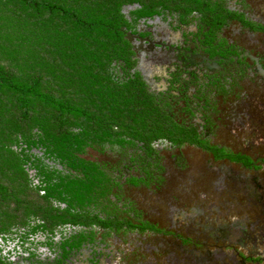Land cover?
I'll use <instances>...</instances> for the list:
<instances>
[{
  "label": "trees",
  "instance_id": "trees-1",
  "mask_svg": "<svg viewBox=\"0 0 264 264\" xmlns=\"http://www.w3.org/2000/svg\"><path fill=\"white\" fill-rule=\"evenodd\" d=\"M189 1L0 0V264L33 257L40 246L67 255L75 224H122V186L111 177L117 164L84 157L88 148L134 153L144 176L129 180L138 184L149 180L152 162L144 158L158 154L155 142L198 140L194 127L165 113L137 73L124 80L112 72L113 61L133 65L123 4L138 3L137 16L160 6L185 14L189 4L207 22L223 21L216 4ZM56 236L62 242L53 244Z\"/></svg>",
  "mask_w": 264,
  "mask_h": 264
},
{
  "label": "flooded vegetation",
  "instance_id": "flooded-vegetation-1",
  "mask_svg": "<svg viewBox=\"0 0 264 264\" xmlns=\"http://www.w3.org/2000/svg\"><path fill=\"white\" fill-rule=\"evenodd\" d=\"M195 1L214 6L216 4L217 9L213 7L214 12L220 14L224 11L223 21L221 23L219 21L207 22L202 12L197 8H192L189 4L185 6L187 10L185 14L160 6L154 13L141 16L133 13V10L139 7L138 3L123 4L121 11L125 15L126 23L121 25V29L124 31L125 39L130 44L133 53L131 55L133 65L126 68V65L121 61H113L114 68L112 72L116 76L124 78V80L131 76L134 77L137 73L148 90L156 95V99L163 106L165 113L175 120L177 110L183 112L185 118L179 121L176 119L175 121L177 123L185 122L186 126L191 125L199 135L197 141L184 143L183 147L194 148L195 151L201 153V156H190L182 150L181 145L171 144L167 140H158L154 143V148L158 151L156 156L148 157L142 148L139 151L143 156H147L144 161L152 162V165L147 166L151 170V173H148L149 183L154 179L155 182L161 183L164 177L160 180L157 175L158 172L162 174L173 168L182 171L183 174L186 172L188 176H191L190 180L188 178L186 180L194 186L193 189L201 187L207 189V186H209L206 199L198 204V207L201 208H199L200 211L192 217L193 220L202 223L204 228H208V232H210L207 236L214 240L213 243L221 249L223 259L213 262L210 258L209 264H264V248L261 247V244L264 243V220L262 222L259 220L261 213L264 214V200L262 195H258L264 189V177L259 174V171L263 169L264 160L260 159L262 161L258 163L254 158H251L253 156H249L245 152L234 151L222 142H215L213 137L216 136V129L208 116L205 115L198 121L190 122V116L192 115L187 109L190 110L192 106L187 95H182L180 92L189 91L190 85L198 81L200 84H198L197 90L194 91L196 93L201 84H204V82H200L204 79L209 82H216L218 89L221 90L220 95L222 97L230 95L234 84L229 82L227 78L220 76L222 67L230 63L241 67L246 64V58L252 59L253 57L238 43L239 36L229 38L226 31L232 27L235 29V33L245 34L249 37V40L255 34L264 37V18L254 15L250 9V2L246 0ZM126 35L133 42L129 41ZM253 64L256 65V71L261 70L257 57L253 59ZM122 66L125 68L123 69ZM215 94L218 93L215 92ZM235 103L237 101H233V105ZM262 125L251 119L238 117L233 121L231 132L240 131L244 126L261 129ZM262 138L264 139L262 136L260 141L263 140ZM139 146H141V143H139ZM165 146L182 152L179 153L180 155L174 153L170 155L169 166L165 165L167 158L162 160L160 155V149ZM214 147L221 149L223 155L217 158ZM227 149L233 153L226 154L228 153L226 152ZM237 154L246 157H243L244 159L232 158ZM133 157H135V154L128 152L124 156L119 155V158L114 161L117 166L112 171L111 177L121 184L120 190H123L124 184L132 186L142 183L148 184L147 181L134 184L129 180L131 176H144L141 161L137 162V159ZM197 158H202L203 163H198ZM219 164L228 165L229 168L224 172V169H222L224 166L218 167ZM135 171H137L136 174ZM242 171L249 173L240 175L238 172ZM34 173L33 171L31 174ZM166 181L164 180V185H166ZM35 182H39V178L35 179ZM187 192H183L184 195ZM113 195L110 194V197L114 198ZM122 197L120 200L123 201L117 202L119 207L118 218L122 220L119 227L102 228L94 226V224L93 227H86L75 224L73 225V249L67 255L63 254V249L56 248V246L49 247L50 249L47 246H40L41 250H38L33 257H29V253L14 257L15 264H105L107 257L111 258L109 264H117L115 263L116 259L118 264H136L130 258L139 248L137 242L146 240V233H163L165 236L173 234L181 239L179 241L180 245L183 246L188 243V237L177 234V230L170 231L168 229V227L171 229L189 228L182 223V217L179 216L185 214L182 205L179 206L175 203L176 206H173L174 210L171 211L173 217L170 224L172 220H176L178 226L172 224V226L168 225L167 229H164L156 223L139 218L136 212L130 208L132 206L131 201L128 198L122 199ZM204 202L207 205H204ZM217 207L219 209L221 207L222 212L215 214L214 211H217L215 209ZM255 210L258 212L254 213ZM239 212H242V214H239ZM132 214L135 217L133 220L130 219ZM252 214L254 215L251 216ZM251 217L254 218L250 220ZM245 221L249 223L250 232L247 233L244 230L240 234L237 226H243ZM144 222H146L147 227H145ZM90 229H92V233L96 234L89 233ZM80 231L86 232L87 235L83 234V237L76 236ZM133 233L138 236V238H135L136 240L131 239L134 238V236H130ZM140 237L141 239H139ZM112 238H114V245L111 241ZM59 239L60 236H56L52 243L62 242ZM199 243H204L203 250L209 249V244H206L205 240L197 242V244ZM177 246L179 247V245ZM196 246H194L196 249L200 248ZM166 247L167 245L163 246L162 244L161 247H155L152 251L157 257L161 253L159 248L164 250ZM84 251H87L86 254H82ZM140 251L143 252V249L141 248ZM24 256L25 258H23ZM192 262L196 263L195 260ZM183 263L185 264L184 261Z\"/></svg>",
  "mask_w": 264,
  "mask_h": 264
},
{
  "label": "rangeland",
  "instance_id": "rangeland-1",
  "mask_svg": "<svg viewBox=\"0 0 264 264\" xmlns=\"http://www.w3.org/2000/svg\"><path fill=\"white\" fill-rule=\"evenodd\" d=\"M246 1L250 2V9L254 15L264 18V0ZM226 35L229 38L239 36L238 43H240V45L253 57L252 59L246 58V64H243L241 67L234 63L222 67L223 69H221L220 76L227 78L229 82L234 84L233 90L230 91V95L228 94L226 97H222L220 95L221 90L220 88L218 89L217 83L209 82L204 79L200 81L204 82V84H201V87L196 93L194 91L195 89L197 90L199 87L198 84H200L198 81L190 85L189 91L186 90L185 92H180L182 95H187L192 106L193 114L190 116V122L198 121L202 116H208L216 129V136L213 137L215 142H222L234 151L245 152L247 155L253 156L251 158H254L256 162L260 163L264 160V139L262 138L263 140L260 141V138L262 136L264 137V37H261L260 34H255L250 37L251 40H253L251 42L247 35H239V33H235V29L232 27L226 31ZM255 57L259 59L261 70L256 71V65L253 64V59ZM215 92L218 94H215ZM233 101H237V103L233 105ZM176 115L177 117L175 118L177 121L185 118L184 113L181 111L177 110ZM238 117L243 119L248 118L257 124L261 123L263 125L261 129L244 126L240 131L231 132L233 130V121ZM165 147L160 149V155L162 156V160L167 158L165 165L169 166L170 155L172 153L180 155L179 153L182 152H178V149L173 150L170 147ZM181 148L190 156H201V153L195 151L194 148L183 146ZM117 153V151L113 152L112 150H107L104 154H99L95 150L88 148L83 156L86 158L97 159L99 161H108L109 164H113V162L119 158V154ZM199 162L203 163L202 158L198 159V163ZM217 166L222 167L224 164H219ZM228 168V165H225L222 169H224L225 172ZM169 170L161 174L164 177V180H167L166 185H164V180L161 183H157V181L155 182V179L150 183L148 182L146 185L143 183L140 185L138 184L137 186L124 184L123 190L121 189L123 196L122 199L128 198L131 201L132 206H130V208L132 211L136 212L139 218L150 221L151 223H156L159 227L164 229H167L168 225H177L178 221L176 220H172L170 224V220L173 217L171 211L174 210L173 206H176L175 203L179 204V206L182 205L185 214H180L179 216L182 217V223L189 228L171 229L168 227V229L170 231L177 230V234L188 237V243L183 246L180 245L179 241L181 239L175 237L173 234L165 236L163 233H146V240L137 242L139 248L134 254H132L130 260L136 264H184L183 261L185 264H209L210 258H212L211 260L213 262L223 259L220 247H217L216 244L213 243L214 240L207 236L210 232H208V228H204L202 223L200 224L192 219V217L196 216L195 214L200 211L201 208L198 207V204L206 199V193L209 186H207V189L205 187L193 189L194 186L190 185L188 180H186V178L189 180L191 178V176H188V173L185 172L183 174L182 171H177L173 168ZM30 172L33 173L32 170ZM136 173L137 171H135V174ZM238 173L240 175H246L249 172L242 171ZM259 174L264 177V165L263 169L259 171ZM191 186L193 191L190 189ZM183 192H187V194L184 195ZM258 195H262V199L264 200V189H262ZM121 201L123 200H120V202ZM204 205H207L206 202H204ZM254 207L256 208V206ZM215 209H217V211H214L215 214L222 212L221 207L220 209L219 207ZM242 212H239V214H242ZM256 212L258 211L255 210L254 213ZM253 215L254 214L251 216ZM133 216L134 214L130 216L131 220L135 218ZM254 217H251L250 220ZM259 220L261 222L264 220L263 213H261ZM237 229L240 234L244 230L249 233V223L245 221L243 226L239 225L237 226ZM130 236H134V238H131L133 240L138 238L134 233ZM139 239H141V237ZM204 240L206 244H209V249L206 248L203 250L202 247H205L204 243L197 244V242H202ZM111 241L114 245V238H112ZM162 244L163 246L167 245V247L164 250L159 248L161 253L156 257V254L152 250L155 247H161ZM177 245H179V247ZM195 245L200 248L196 249L194 247ZM261 245V247L264 248V243ZM141 248L143 249V252L140 251ZM86 252L87 251H84L82 254H86ZM196 257H203L204 259L198 260ZM194 260L196 263L192 262ZM204 260L207 261L204 262ZM109 261H111V258L107 257L105 264H109ZM115 263L118 264L117 259L115 260Z\"/></svg>",
  "mask_w": 264,
  "mask_h": 264
},
{
  "label": "water",
  "instance_id": "water-1",
  "mask_svg": "<svg viewBox=\"0 0 264 264\" xmlns=\"http://www.w3.org/2000/svg\"><path fill=\"white\" fill-rule=\"evenodd\" d=\"M126 37L128 38V40H129V41L133 42V40H131V38H130V37H128V35H126Z\"/></svg>",
  "mask_w": 264,
  "mask_h": 264
}]
</instances>
